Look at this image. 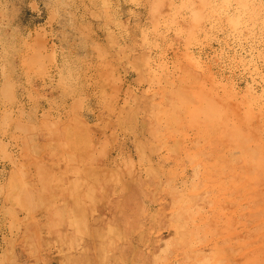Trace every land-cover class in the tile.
Segmentation results:
<instances>
[{
	"label": "rangeland",
	"instance_id": "374dc122",
	"mask_svg": "<svg viewBox=\"0 0 264 264\" xmlns=\"http://www.w3.org/2000/svg\"><path fill=\"white\" fill-rule=\"evenodd\" d=\"M0 264H264V0H0Z\"/></svg>",
	"mask_w": 264,
	"mask_h": 264
},
{
	"label": "bare ground",
	"instance_id": "6f19581e",
	"mask_svg": "<svg viewBox=\"0 0 264 264\" xmlns=\"http://www.w3.org/2000/svg\"><path fill=\"white\" fill-rule=\"evenodd\" d=\"M244 1H246V0H244ZM209 2V1H208ZM200 6V5H199ZM222 7V6H221ZM212 15V14H211ZM231 24V23H230ZM245 32V31H244ZM252 188V187H251Z\"/></svg>",
	"mask_w": 264,
	"mask_h": 264
}]
</instances>
